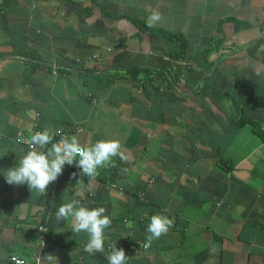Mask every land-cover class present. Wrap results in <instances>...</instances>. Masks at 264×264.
Listing matches in <instances>:
<instances>
[{
	"label": "crops",
	"instance_id": "1",
	"mask_svg": "<svg viewBox=\"0 0 264 264\" xmlns=\"http://www.w3.org/2000/svg\"><path fill=\"white\" fill-rule=\"evenodd\" d=\"M45 127L128 159L9 185ZM71 199L106 208L103 253L56 220ZM153 214L174 223L145 248ZM114 243L126 264H264V0H0V264H108Z\"/></svg>",
	"mask_w": 264,
	"mask_h": 264
},
{
	"label": "clouds",
	"instance_id": "2",
	"mask_svg": "<svg viewBox=\"0 0 264 264\" xmlns=\"http://www.w3.org/2000/svg\"><path fill=\"white\" fill-rule=\"evenodd\" d=\"M162 20L158 10L153 9L148 16L146 24L153 27ZM55 133L47 127L43 131L34 132L30 136L29 150L19 160L18 164L3 172L9 185H27L29 190H36L45 194L50 183L57 180L62 174L65 165L75 164L81 169V175L95 178L98 169L115 166L113 157H119L127 161V156L121 150L119 140H98L94 145H82L76 136L61 135L59 141L53 142ZM51 145L46 149L47 145ZM75 175V173L73 174ZM106 213L105 207L89 208L83 205L79 199H71L62 203L55 213L57 221H71L73 233H87L88 240L84 245V251L89 254L103 253L105 251V229L111 226V219ZM174 221L161 214H153L147 225V237L145 248L151 246L153 240L159 239L173 226ZM126 254L123 248H117V244L110 245L107 256L108 264H126ZM15 264H25L23 259L12 257ZM57 258L51 254L46 260L37 258L36 264H55Z\"/></svg>",
	"mask_w": 264,
	"mask_h": 264
},
{
	"label": "built area",
	"instance_id": "3",
	"mask_svg": "<svg viewBox=\"0 0 264 264\" xmlns=\"http://www.w3.org/2000/svg\"><path fill=\"white\" fill-rule=\"evenodd\" d=\"M60 135H65V134L62 133V132H60ZM60 135H59L58 138H56V139L54 140V142L59 141V139H60V137H61ZM72 166L77 167L75 164H73ZM77 168H78V167H77ZM35 232L38 233L39 236H40L41 238L45 237L44 235H45V233L47 232V225H45V224L37 225V226L35 227ZM130 250H134V246H133V245L130 246ZM13 256H16L18 259H23V260L25 261V264H29V263H27V261H26L24 258H22V257H20V256H18V255H12V256H10V257L8 258L6 264H15V262L12 260V257H13ZM37 258H40V259H41L40 255H35L34 258H33V262H32L31 264H36V260H37Z\"/></svg>",
	"mask_w": 264,
	"mask_h": 264
},
{
	"label": "trees",
	"instance_id": "4",
	"mask_svg": "<svg viewBox=\"0 0 264 264\" xmlns=\"http://www.w3.org/2000/svg\"><path fill=\"white\" fill-rule=\"evenodd\" d=\"M185 42H182L180 45H179V47H178V51H177V55L178 56H181V55H183V53H184V50H185ZM180 69L181 67H176V69ZM182 69V68H181ZM182 71V70H181ZM177 78V76L176 77H173V79H176Z\"/></svg>",
	"mask_w": 264,
	"mask_h": 264
}]
</instances>
